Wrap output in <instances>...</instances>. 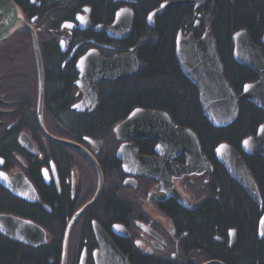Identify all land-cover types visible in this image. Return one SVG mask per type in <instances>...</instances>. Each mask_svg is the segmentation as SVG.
Wrapping results in <instances>:
<instances>
[{
    "label": "flooded vegetation",
    "instance_id": "1",
    "mask_svg": "<svg viewBox=\"0 0 264 264\" xmlns=\"http://www.w3.org/2000/svg\"><path fill=\"white\" fill-rule=\"evenodd\" d=\"M13 1L37 36L43 64L42 121L48 136L39 122L40 78L36 61L35 66H19L18 48L22 45L16 41L6 43L0 49V57L9 58L8 61L0 60V216L38 225L46 233V242L31 247L1 233L0 238L29 251L41 249L44 264H208L211 261L230 264L229 260H211L210 255L217 250V255H221L217 258L224 257V248L232 253L238 245V230L230 229L224 235L216 229L212 247L208 237L201 246L194 238V233L205 225V216L210 213L209 203L219 200V190L214 192L210 183L216 163L208 158L213 166L212 173L174 180L173 188L195 207L188 210L159 190V181L128 174L124 162L117 157L119 149L129 144L133 147L125 149L134 159L159 158L158 141L140 137L122 142L114 133L116 125L136 110L160 111L150 109L153 106L139 99H129L140 93V88L152 86L128 82L148 70L141 57L142 42L150 38L148 33L156 31L160 20L178 8H191V20L196 19L192 27L189 28V24L188 29L181 30L184 36L193 34L198 39L205 31L212 32L207 13L210 0L198 6L168 7L161 14L155 13L164 4L186 0ZM121 11L126 16L131 13L132 34L110 37L104 31H95L99 26L111 27ZM244 31L249 33L251 43L264 58V28L255 36ZM24 34L18 39L28 41L31 36ZM136 48L138 60L147 68L132 78L97 83L98 100L88 105L95 107L79 112L77 105L84 99V92L78 85L79 61L90 51H97L102 59L111 60L131 54ZM33 54L35 56L34 50ZM177 65L179 67L178 62ZM238 66L257 76L254 82L244 84L239 93L235 92L240 96L245 85L257 82L259 77L252 69ZM179 70L184 76L180 67ZM197 99L201 107L198 92ZM243 102L253 105L247 100L240 105ZM108 103L117 116L106 115ZM120 105L122 108L117 109ZM87 117L92 121L107 118L114 124L110 130L98 129L83 135L78 129L79 122ZM258 129L242 142L255 137ZM56 141L68 142L81 150ZM242 142L236 151L243 160L245 156L259 155L245 154ZM129 154L126 152L127 158ZM172 162L184 166L186 159L181 154ZM258 212L259 225L263 211L258 209ZM76 216V222L69 228ZM232 231L236 232L235 243L230 238ZM257 238L264 242L259 239L258 228Z\"/></svg>",
    "mask_w": 264,
    "mask_h": 264
},
{
    "label": "water",
    "instance_id": "2",
    "mask_svg": "<svg viewBox=\"0 0 264 264\" xmlns=\"http://www.w3.org/2000/svg\"><path fill=\"white\" fill-rule=\"evenodd\" d=\"M206 1L169 2L155 14H161L168 7L198 6ZM129 14L126 16V13L121 11L111 27L99 26L95 28V31H104L110 37H116L122 33L132 34L133 18L130 12ZM20 30L26 31L32 38L40 78L39 122L46 133L42 121L43 64L35 30L26 21L13 0H0V46L8 42ZM233 44L235 60L240 65L252 69L259 77L256 83L245 85L240 96L235 94L225 79L224 68L211 31H205L200 39H195L193 34L185 37L181 32L176 38L175 46L179 67L184 76L197 88L203 115L216 129H227L235 125L239 117L240 103L244 100L264 111V58L260 50L251 43L247 31L236 33L233 36ZM137 49L131 54L118 56L111 60H104L97 51H90L79 61L78 69L81 76L78 85L84 92V99L77 105L79 112L86 109L92 110L95 107L89 106L91 102L98 100L97 83L132 78L147 68L138 60ZM114 133L122 142L140 137L158 141L156 152L159 158L134 159L125 149L127 146L133 147L129 144L119 149L117 157L124 162V168L126 167L128 174L159 181V190L166 192L168 197L175 198L181 206L188 210L195 208L173 188L174 180L213 171V166L204 155L197 135L191 129L178 127L164 112L136 110L124 122L116 125ZM56 142L75 150H81L68 142ZM242 151L247 155L259 154L264 158V124L260 126L255 137L247 138L242 142ZM181 154L185 156L186 164L184 166L175 165L172 160ZM214 154L230 178L244 189L259 211H263L264 204L258 185L240 154L226 143L220 144ZM130 170H135L136 173L129 172ZM76 220L77 216L72 220L69 228ZM0 233L15 242L31 247H38L46 242V233L41 227L9 216H0ZM68 233L69 230L65 243L68 241ZM258 235L260 240L264 239V212L259 221ZM230 236L232 243H235L236 232H230ZM208 264L222 263L211 261Z\"/></svg>",
    "mask_w": 264,
    "mask_h": 264
},
{
    "label": "trees",
    "instance_id": "3",
    "mask_svg": "<svg viewBox=\"0 0 264 264\" xmlns=\"http://www.w3.org/2000/svg\"><path fill=\"white\" fill-rule=\"evenodd\" d=\"M211 29L217 44L218 53L224 66V74L235 92L244 84L254 82L257 76L244 69L232 59V36L239 30H248L253 36L264 28V0H210ZM18 6V5H17ZM206 18V17H204ZM192 19L191 8H178L169 11L161 20L156 31L148 33L147 41L142 43L141 57L148 65V70L130 83L152 84L150 87L140 88V93L131 95L130 100L139 99L141 103L153 106L150 109L167 112L173 122L180 127L191 129L199 138L201 148L210 161L216 163L214 174L210 178L212 190H219V200L209 203V215L205 216L204 226L194 233L195 242L200 246L209 238V245H214L212 236L215 230L224 235L230 229L238 230L237 248L230 253L224 248V257L217 258L216 251H211V260L217 259L230 264H264V242L257 238L258 220L260 214L256 205L249 199L244 190L228 176L225 170L217 164L213 151L227 143L235 150H239L242 140L256 133L264 121V112L253 105L243 102L240 105V115L234 126L228 129H215L206 118L201 115L198 104L197 89L181 74L175 58V38L179 31L192 27L196 19ZM187 26V27H186ZM188 29V28H187ZM190 30V29H189ZM141 27L138 33H141ZM27 33L20 30L7 42L21 44L18 48V65L35 66L32 39H18ZM200 33L199 35H201ZM5 45V44H4ZM7 45V46H8ZM10 48H7L9 51ZM33 54V55H32ZM1 58V57H0ZM8 61L9 58H1ZM160 89V91H157ZM105 98L106 95H105ZM120 105L119 108L121 109ZM116 109V108H115ZM119 113V112H118ZM109 117L117 116L111 103H108ZM108 117V118H109ZM114 121L100 118H82L78 129L83 135H90L95 130H110ZM245 163L257 182L264 203V160L261 156L244 157ZM223 254V253H222ZM45 257L41 249L27 250L13 246L0 238V264H44Z\"/></svg>",
    "mask_w": 264,
    "mask_h": 264
},
{
    "label": "bare ground",
    "instance_id": "4",
    "mask_svg": "<svg viewBox=\"0 0 264 264\" xmlns=\"http://www.w3.org/2000/svg\"><path fill=\"white\" fill-rule=\"evenodd\" d=\"M232 2H233V0H231ZM187 27V26H186ZM209 28H211V25L209 26ZM186 29V28H185ZM240 31H244V30H239L238 32H240ZM181 31H179V33H180ZM238 32H236V33H238ZM178 33V34H179ZM182 33V32H181ZM236 33H234L233 34V36L236 34ZM178 36V35H177ZM186 36H188V35H186ZM233 36H232V45H233V56H232V59H233V61L235 62V64H237V65H240L236 60H235V58H234V51H235V47H234V44H233ZM144 42V41H143ZM142 42V43H143ZM175 58L177 59V54H176V48H175ZM177 62H178V60H177ZM147 66V65H146ZM160 112H163V111H160ZM165 113V112H164ZM258 227H259V225H258Z\"/></svg>",
    "mask_w": 264,
    "mask_h": 264
},
{
    "label": "rangeland",
    "instance_id": "5",
    "mask_svg": "<svg viewBox=\"0 0 264 264\" xmlns=\"http://www.w3.org/2000/svg\"><path fill=\"white\" fill-rule=\"evenodd\" d=\"M1 61H3L2 59H0Z\"/></svg>",
    "mask_w": 264,
    "mask_h": 264
}]
</instances>
